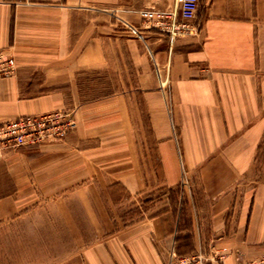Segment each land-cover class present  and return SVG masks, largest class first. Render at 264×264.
I'll return each instance as SVG.
<instances>
[{
	"label": "crops",
	"instance_id": "crops-1",
	"mask_svg": "<svg viewBox=\"0 0 264 264\" xmlns=\"http://www.w3.org/2000/svg\"><path fill=\"white\" fill-rule=\"evenodd\" d=\"M172 4L0 0V50L16 66L13 75L0 77V125L66 104L79 115L62 143L0 153V175L12 185L0 194V219L14 215L17 195L35 191L39 181L55 195L106 181L111 158L119 172L134 169L119 181L132 193L141 189V155L125 97L81 103L76 81L79 70L106 66L128 42L160 183L197 185L182 193L197 225L190 247H227L223 264L261 251L264 181H254V169L264 168V0H199V31L173 39L145 26L137 13ZM20 169H26L24 184ZM162 198V207L133 225L135 231L125 227L91 244L70 264H166L179 241L168 195Z\"/></svg>",
	"mask_w": 264,
	"mask_h": 264
},
{
	"label": "rangeland",
	"instance_id": "rangeland-1",
	"mask_svg": "<svg viewBox=\"0 0 264 264\" xmlns=\"http://www.w3.org/2000/svg\"><path fill=\"white\" fill-rule=\"evenodd\" d=\"M142 21L148 28H154L143 19ZM127 23L129 22L126 21V24L122 25L128 27ZM131 48L127 42L121 46L117 55L110 57L106 66L79 70L76 81L81 103L115 95L125 97L131 127L133 133L134 131L136 133V146L141 155V189L132 193L119 181L124 175L133 173L134 169L127 167L120 169L119 172L116 167V158L110 160V174H106V181L98 182L94 179L93 183L89 182L87 189L86 185L79 184L65 195H55L52 185L40 183V181V185L38 184L37 188L34 187L35 191L30 192L23 189L17 197L15 195V201H18L20 208L11 217L0 219V264H70L75 262L85 254L87 247L91 244L102 241L125 227L132 226L133 228L129 231H135L136 228L133 225L151 218L155 213L154 209L162 207L165 203L161 201L163 200L162 195H168V202L173 208L174 223L178 233L176 238L179 241L177 249L168 251L166 264H175L179 258L192 255L202 257L203 264L224 263L229 253L227 247L210 246L205 249L190 247L191 240L189 242V239H192L197 225L193 224V217L189 216L188 197L182 193L192 190V187L196 189L197 185L191 184L188 188L184 185L185 189H183V185L168 187L160 183V171L154 167L158 160L153 150L154 143L150 137L148 116L142 100L143 95L136 88L137 68ZM57 109L69 113L72 120L64 137L22 147L36 151L42 145L59 144L66 139L68 133L76 127L79 115L74 105L66 104L50 111ZM111 130L112 127L110 134ZM116 132L115 127L114 133ZM113 140L114 137L111 136L110 143H113ZM22 147L9 149L0 147V153L17 151ZM254 170V181H264V168L259 167ZM1 171L3 168L0 165V173ZM25 171L26 169H20V173L24 172L21 175L23 184L27 179ZM44 177L38 180H44ZM32 178H34L33 175ZM23 184L20 188L25 186ZM248 186L252 188L256 184ZM8 188H12L9 178L4 174L0 175V194ZM29 189L32 190L31 187ZM182 230H186L183 236ZM223 249L226 250L223 251ZM260 250L256 256L248 259H242L236 255L233 264L253 259L264 253V247ZM220 253L223 255V262L220 260L222 259L219 256Z\"/></svg>",
	"mask_w": 264,
	"mask_h": 264
},
{
	"label": "built area",
	"instance_id": "built-area-1",
	"mask_svg": "<svg viewBox=\"0 0 264 264\" xmlns=\"http://www.w3.org/2000/svg\"><path fill=\"white\" fill-rule=\"evenodd\" d=\"M198 7L199 0H173L172 6L168 9L147 7L138 13L151 27L167 32L170 39H173L199 31L200 23L196 18ZM15 68L14 58L0 51V77L13 74ZM71 124L70 114L62 109L21 115L0 125V147L18 148L51 139H62ZM219 256L223 262V255L220 253ZM202 260L198 255L184 256L175 264H203ZM236 264H264V253L247 261H238Z\"/></svg>",
	"mask_w": 264,
	"mask_h": 264
}]
</instances>
